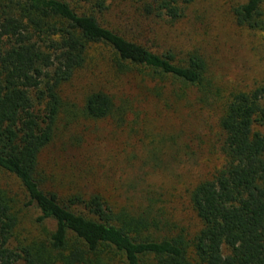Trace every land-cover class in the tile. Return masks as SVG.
I'll return each mask as SVG.
<instances>
[{"label": "trees", "instance_id": "obj_1", "mask_svg": "<svg viewBox=\"0 0 264 264\" xmlns=\"http://www.w3.org/2000/svg\"><path fill=\"white\" fill-rule=\"evenodd\" d=\"M112 1L0 0V172L37 211L36 222L52 225L44 238L9 248L17 222L0 187V264H264V85L223 97L202 56L178 60L102 25L95 12ZM127 1L143 16L173 21L192 0ZM231 12L238 26L264 30V0L237 3ZM97 44L113 50L118 71H146L159 90L178 85L182 95L194 91L198 103L218 109L222 163L189 194L198 229L166 216L154 197L133 208L102 190L59 197L46 188L39 159L62 116L66 126L111 117L119 127L130 111L102 90L78 108L61 94Z\"/></svg>", "mask_w": 264, "mask_h": 264}, {"label": "rangeland", "instance_id": "obj_2", "mask_svg": "<svg viewBox=\"0 0 264 264\" xmlns=\"http://www.w3.org/2000/svg\"><path fill=\"white\" fill-rule=\"evenodd\" d=\"M245 1L192 0L172 21L141 15L135 2L114 0L95 16L102 25L156 53L169 52L178 60L191 53L202 56L208 77L224 97L264 85V30L238 26L231 12V6ZM113 57L110 47L92 46L85 66L62 86L61 94L78 108L90 92L105 91L117 106L129 105L124 124L118 127L109 117L80 118L66 126L62 116L56 136L39 159L46 188L59 197L102 190L133 208L154 197L166 216L194 231L200 222L189 204L190 191L222 163L218 109L198 103L194 91L182 95L178 85L159 90L158 79L146 71L122 73ZM0 187L12 198L17 222L8 247L44 238L51 223L36 222L37 211L25 205L21 190L1 172Z\"/></svg>", "mask_w": 264, "mask_h": 264}]
</instances>
